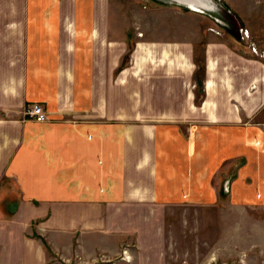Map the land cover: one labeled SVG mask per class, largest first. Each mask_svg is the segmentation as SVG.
Wrapping results in <instances>:
<instances>
[{"label": "crops", "instance_id": "0c3cea01", "mask_svg": "<svg viewBox=\"0 0 264 264\" xmlns=\"http://www.w3.org/2000/svg\"><path fill=\"white\" fill-rule=\"evenodd\" d=\"M243 1L249 7L228 2L263 33L262 22L250 20H264V0ZM110 2L0 0V213L14 217H0L11 237L0 264H36L38 231L53 250L59 231L71 256H86L102 227L119 236L117 226L145 206H208L225 195L264 210L260 62L240 53L233 31L212 29L198 102L196 40L149 38L145 28L137 36L148 37L130 51L127 18ZM242 77L247 85L237 84ZM34 103L46 121L25 116ZM22 224L29 230L21 258L14 249ZM105 250L93 244L92 256Z\"/></svg>", "mask_w": 264, "mask_h": 264}, {"label": "rangeland", "instance_id": "374dc122", "mask_svg": "<svg viewBox=\"0 0 264 264\" xmlns=\"http://www.w3.org/2000/svg\"><path fill=\"white\" fill-rule=\"evenodd\" d=\"M110 1L111 10L118 16L127 18L126 27L132 34V36L130 34L132 41V43L130 42V51L135 49L137 38L140 41V39L145 40L148 37L146 35L137 36L145 28L152 29L149 31V38L157 32L158 36L170 34L172 37L178 33L179 37H191L196 40L195 59L199 64V69L195 80L198 102L204 95L203 81L206 74L204 47L212 35L216 36L214 32L211 33L212 29L227 28L230 32L233 31L234 34H237L241 44L240 53L246 59L254 58L259 61L264 74V59L260 57L264 52V32L255 34L248 25L245 26V20L234 9H231L229 0H211L212 8L210 10L203 9L202 12L194 11L174 0ZM248 3L242 0L241 5L249 7ZM216 6H220L221 14L215 13ZM250 21H255L256 24L262 22L261 25L264 27V20L256 18ZM243 27L249 32V35L246 36L242 34L244 37L241 35ZM189 32L191 35H188ZM224 37H228V35H224ZM255 46L259 55L253 53ZM130 51L124 56V63L131 58ZM236 59L238 58L235 55L229 57L232 65L237 64ZM239 83L247 85V77L239 78L237 84ZM259 86L264 90V81ZM222 197L223 200L208 206L191 204L165 207L145 206L133 212L132 218L127 220V224H129L126 227L117 226L116 229L121 232L118 234L119 236L103 233L102 227V232L95 234V241L85 244L87 248L85 252H87L83 257H80L77 251L71 256L72 252L67 248V245L61 244L60 232L57 228L58 232L55 233V228L52 232L56 234V237L53 238L56 243L53 246L59 248L58 250L50 248L43 234L39 231L34 232L33 236L37 239L35 263L264 264V210L256 206L237 205L230 200L227 201L226 197L228 196L223 195ZM2 211L3 213H0L1 220H11L12 222L13 215L6 208ZM36 213L38 216L44 214L43 207L38 205ZM56 213L59 214V212ZM19 219L21 221L25 217ZM41 219L38 217L37 224L41 223ZM8 225L7 221L2 226L3 230L0 231V240L3 241L0 248L3 254L10 252L11 249ZM20 227L21 238L14 236L18 241L15 243L16 249L14 250L18 252V257L22 258L26 250L23 246L24 227L26 226L22 224ZM27 230L29 229L27 228ZM91 238L93 239V237ZM93 244L105 247L108 251H101L97 257H93ZM15 263L23 264V260L15 259Z\"/></svg>", "mask_w": 264, "mask_h": 264}, {"label": "built area", "instance_id": "2783aa9c", "mask_svg": "<svg viewBox=\"0 0 264 264\" xmlns=\"http://www.w3.org/2000/svg\"><path fill=\"white\" fill-rule=\"evenodd\" d=\"M249 35V32L247 29H245L244 27L241 29V35ZM242 35V36H243ZM243 36V37H244ZM253 53H255L256 55H259V51L257 50V47H253ZM262 59H264V52L263 54L260 56ZM25 116L29 119L38 121V122H44L47 120V113L43 107L42 104L40 103H34L30 106H28L25 110Z\"/></svg>", "mask_w": 264, "mask_h": 264}, {"label": "bare ground", "instance_id": "6f19581e", "mask_svg": "<svg viewBox=\"0 0 264 264\" xmlns=\"http://www.w3.org/2000/svg\"><path fill=\"white\" fill-rule=\"evenodd\" d=\"M174 1L178 2L179 4H184L194 11L200 10L202 12L203 9L210 10L212 8L211 0H174Z\"/></svg>", "mask_w": 264, "mask_h": 264}, {"label": "trees", "instance_id": "16d2710c", "mask_svg": "<svg viewBox=\"0 0 264 264\" xmlns=\"http://www.w3.org/2000/svg\"><path fill=\"white\" fill-rule=\"evenodd\" d=\"M196 75H197V73H196Z\"/></svg>", "mask_w": 264, "mask_h": 264}]
</instances>
